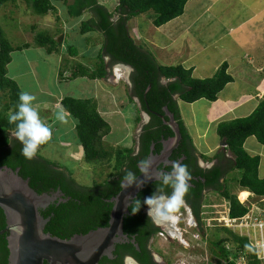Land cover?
I'll return each instance as SVG.
<instances>
[{
  "label": "trees",
  "instance_id": "trees-1",
  "mask_svg": "<svg viewBox=\"0 0 264 264\" xmlns=\"http://www.w3.org/2000/svg\"><path fill=\"white\" fill-rule=\"evenodd\" d=\"M17 0H0L1 8ZM34 10L37 15H48L56 11L55 2L63 3L67 7L70 18H80L86 12L92 13V18L83 22L80 34L100 33L104 40L101 51L97 56L95 67L89 68L83 64H77L71 71V77L66 76V71H61L62 79L87 78L92 81L104 79L108 72L106 58L111 64H121L134 69L132 78L134 93L130 96L141 101L143 111H155L164 113L167 108L175 115L184 137L193 145L185 124L181 118L178 101L194 104L202 99L215 102L225 87L233 82L228 74V64L224 63L209 79L200 80L193 77V70L186 69L182 65L162 66L155 56L147 50L145 45L137 44L132 37L129 27L130 22L142 15L153 13V26L160 28L169 22L181 17L190 0H119L115 13L110 12L98 0H23ZM118 15L117 19H114ZM39 47L46 48L49 54L58 53L62 43L56 37L48 33H38L35 38ZM25 45L21 49L28 48ZM20 49H15L6 38L0 27V150L7 148L12 142L10 134L15 131V123L10 124L8 114L14 112L19 103L21 93L17 83L8 77V65L12 62V54ZM71 56H78L75 47H69ZM66 76V77H65ZM165 79L168 83L162 84ZM149 86L151 90L147 93ZM61 107L69 116L76 120V139L84 150L86 162L93 163L106 160L111 157V152L102 146L103 138L110 133V125L100 114L98 105L93 99L81 100L74 97H65L61 101ZM152 124L146 129L159 126L162 121L153 116ZM220 139L227 143L226 150L233 155L234 168L241 173L238 185L241 191H248L257 198L264 196V180L259 177L260 159L252 157L244 148L246 140L256 137L259 143L264 145V99L257 109L247 118L220 123L217 127ZM150 138L159 137L158 132H149ZM150 139L144 140V151L147 154L150 149ZM46 144V143H45ZM45 144L41 146H45ZM14 148L0 155V167H7L14 171L19 169L23 179L30 180V187L38 194L48 193L52 189L64 194L67 203L54 205L48 212H42L44 218H51L46 227V233L60 239L69 240L76 235H87L100 228L109 225L113 205L110 200L117 196L122 188L120 182L127 171H124L126 163L137 169L139 160L132 158L133 150L121 149L113 154L115 159V174L92 187L81 186L73 178V174L66 168L45 159L41 155L26 158L21 153L22 147L14 144ZM131 171V170H130ZM225 173L215 170L213 178L209 179V186L230 203V216L238 218L244 216L248 209L240 203L238 196L234 195L220 185ZM117 177V178H116ZM228 185H226L227 187ZM255 199H253L254 201ZM202 199L195 207V215L200 220ZM182 210L184 208H181ZM137 218H142L141 211L136 213ZM136 222L130 220L126 232L137 233ZM135 226V227H132ZM7 227L6 217L0 209V232ZM159 231V230H158ZM9 233L0 236V264H9ZM211 252L227 260L233 257L235 260L241 252L249 253L251 264H259L256 253L245 239L233 234L226 228H217L209 239ZM229 264H235L234 261Z\"/></svg>",
  "mask_w": 264,
  "mask_h": 264
},
{
  "label": "rangeland",
  "instance_id": "rangeland-1",
  "mask_svg": "<svg viewBox=\"0 0 264 264\" xmlns=\"http://www.w3.org/2000/svg\"><path fill=\"white\" fill-rule=\"evenodd\" d=\"M69 2H73V0H69ZM98 2L110 12L115 13L119 0H98ZM55 6L56 11L50 12L45 16L37 15L31 6L23 0H17L14 3L9 2L1 8L0 27L12 46L15 49H20L13 54L14 62L8 67V74L9 77H15L14 81H16L21 92L26 91L36 97L33 103L41 119L44 122L47 118L53 120L52 136L45 146L38 148L36 154L66 168L73 174V178L79 185L92 187L95 183L103 182L114 176L115 159L113 154L121 149L133 148L134 138L149 119L141 111L142 108L139 101L134 100L135 98L133 97L134 101L131 102L132 69L130 68H115L116 77H108L105 81H92L87 78L62 79L59 77L62 70L66 71L67 76H70L72 69L77 64H83L93 69L98 62L97 56L93 51L102 47L104 38L100 33L80 34L82 23L87 22L88 18H92L89 12H86L80 18L72 19L68 15L66 5L55 2ZM117 17L118 15L114 19ZM133 21V29L139 31L134 33L135 30L132 29V37L136 39L137 44H143L151 53H156V51H153V49H156L150 44L152 35L156 38L159 36L156 31L150 34V29L154 28L152 23L153 13L139 16ZM43 32L55 36L57 41L64 36L60 51L61 58H64L62 62L59 63V57H48L45 50L36 49L39 48L35 41L36 35ZM25 45H29L28 48L30 49L22 51L23 49L21 48ZM71 46L76 48L78 56L73 57L69 54L67 49ZM22 57L23 59L27 58V60L37 62L38 68L34 73L32 71L33 75L31 72H27V63L20 62ZM53 60H56L57 68L53 66ZM162 83L167 84L168 82L162 79ZM50 91L51 97L49 96ZM65 97L95 100L100 114L110 125V133L103 138L102 143L104 149L111 152L110 158L99 162H86L84 150L77 144L76 120L71 116H67L62 108L55 109L54 103H57L55 99H63ZM177 101L179 103V97H177ZM180 107L183 117L189 119L192 111L191 104L180 102ZM47 110L51 112L48 113ZM60 112H63L65 122L57 119V114ZM204 122L205 119L199 115L197 124L199 129L205 127ZM214 127L209 132V140L207 139L213 145L218 142L214 135ZM190 130L192 131V136L197 139L195 128H190ZM14 133L15 131L11 134L13 139H16ZM197 142L200 141L198 140ZM226 153L229 154L228 152ZM211 160L213 159L208 157V162H211ZM231 160L232 165L226 177L227 189L237 196L239 193L249 196L248 191H241L238 185L241 173L234 168L233 159ZM225 201L228 202L220 193L214 191L207 194L206 199L203 201L200 217L202 216L214 226V228H210L211 231L207 234V239H212L213 231L218 228L215 226H218L219 221L224 217L221 213L224 211ZM174 216L175 219L168 222H171V230H174L176 234L171 232L170 236L174 240H182L179 245L182 250L185 249L183 251L187 256V261L183 263L199 264L201 262L207 264V260L211 258L210 243L206 246L202 240L194 239L193 236L200 234V228L197 226L192 213L187 208H184L176 212ZM157 237L161 239L159 244L162 247L159 248L165 250L168 244L167 236L164 239ZM189 243L196 247V249H193L194 252L190 248H185ZM198 244L200 246H197ZM177 264L182 263L178 262Z\"/></svg>",
  "mask_w": 264,
  "mask_h": 264
},
{
  "label": "crops",
  "instance_id": "crops-1",
  "mask_svg": "<svg viewBox=\"0 0 264 264\" xmlns=\"http://www.w3.org/2000/svg\"><path fill=\"white\" fill-rule=\"evenodd\" d=\"M133 26L132 20L129 24L131 34ZM133 30L134 33L139 32L137 29ZM153 31L159 36L150 37V44L156 49H153L156 53L152 54L162 66L182 65L193 70L194 78L205 80L212 78L224 63L228 64V74L233 78V82L219 94L217 101L202 99L191 104L189 119L182 115V101H179L178 105L181 118L199 153L212 159L218 153L226 154L234 160L233 155L220 146L222 140L217 134V127L223 122L249 117L264 99V0H190L181 17L160 28H151L150 34ZM61 48L58 53L53 54H49L46 48L36 49L45 50L48 57H59L60 63L64 59L60 56ZM100 51L101 47L93 53L98 56ZM13 54L8 67L14 62ZM20 62L27 63L28 73L37 71V62L23 57ZM52 63L57 68L56 60ZM50 93L51 91V97ZM55 101V109L62 108V99ZM66 115L69 116L67 113ZM199 115L205 119V127L202 129L197 126ZM52 122L49 118L45 120L50 128L54 126ZM213 126L214 135L218 139L215 145L207 141ZM190 128H195L197 139L192 136ZM198 140L200 142H197ZM244 148L250 156L260 159L259 177L264 180V145L259 143L256 137H250L246 140Z\"/></svg>",
  "mask_w": 264,
  "mask_h": 264
},
{
  "label": "water",
  "instance_id": "water-1",
  "mask_svg": "<svg viewBox=\"0 0 264 264\" xmlns=\"http://www.w3.org/2000/svg\"><path fill=\"white\" fill-rule=\"evenodd\" d=\"M63 40L64 36L58 42L62 43ZM150 89L151 86L147 93ZM165 111L169 117L166 124L175 133L174 142L177 144L181 138L180 125L174 115L168 113V109ZM221 147L227 148L225 140ZM168 151L171 153V149ZM169 153H162L160 159H152L157 160V163L147 173L142 172L130 186L110 200L113 209L108 227L87 235H76L69 240L46 233L51 218L46 219L41 214V210L50 205L65 204L69 199L59 194L40 195L30 187L29 179L20 176L19 169L14 171L0 167V209L7 222L0 236L9 233V264H99L103 257H110L114 247L128 239L124 233V221L130 214L127 205L131 204L146 184L154 181L160 160H166Z\"/></svg>",
  "mask_w": 264,
  "mask_h": 264
},
{
  "label": "flooded vegetation",
  "instance_id": "flooded-vegetation-1",
  "mask_svg": "<svg viewBox=\"0 0 264 264\" xmlns=\"http://www.w3.org/2000/svg\"><path fill=\"white\" fill-rule=\"evenodd\" d=\"M89 13L92 16V13L91 12ZM115 66H122L124 68L132 69V77H131L132 80L135 73L133 68L121 64H111V60L109 58H106V68L108 74L104 78L105 80L108 79V77L109 78L115 77L114 74ZM133 93H134V85L132 82L131 94L133 95ZM174 99L177 100L176 96L174 97ZM134 100L139 101V103L141 104V101L138 98L135 97ZM141 108H142L141 111L147 115L149 120L141 127L138 135L134 138L133 141L134 147L129 148V150H133L131 157L140 161L141 159H144L146 157H150L151 159L154 158L160 159L162 153L164 152L169 153L168 150L170 149H171V153H169L166 160L163 161L160 160V163L157 167L158 174L154 177V181L146 184L145 187L138 193V195L134 197V199L131 201V204L136 199H139L141 201L140 211L142 218H137L136 214H132L131 208L129 207L130 214L125 218L124 221V233L128 237V239L127 240L125 239L123 243L117 244L114 247L111 256L103 257L99 264H123L124 257L128 255L134 257L135 260L138 262V264H177L178 262L184 264L183 262L187 261L186 260L187 256L184 254L183 251L185 249L182 250V247H180L179 245L180 242H182V240L180 239L174 240V238H171L170 236L171 232L173 234H176L174 230L173 231L171 230L172 228L170 226L171 222H164L162 224L155 223L147 215L148 206L144 204V200L145 198L151 197L153 195L156 196L171 195L172 192L171 184L164 185L162 179L159 177V172L161 171L170 172L171 162L174 160H179L180 163L187 166V169L191 174V180L188 182L189 191L184 197L186 206L182 208H187L192 213L194 219L197 222V226L200 228V232L202 233V235L204 234L207 235L211 230L203 228V224L201 223V218L199 220L195 215L194 212L195 207L200 199L204 201L207 197V194L213 191L216 192L214 187L208 185L209 179L213 178V173L215 172L216 169L221 170L225 173V176L221 180L220 185H223L225 188H227L226 177L229 174L228 171L230 170V167L232 165V160L228 158L225 153H224L225 155H221L220 153H218L216 157L213 160H211V162H208V157L199 153L195 148L194 144L192 145L184 137L181 128H180L181 138L179 142L175 144L174 142L176 140L175 133L166 124L169 121V117L167 116V112L165 111V109L167 108L163 109L164 113L162 114L152 110L143 111L142 104H141ZM168 113L170 115H174L169 111ZM153 116L159 118L162 121L163 126L162 127L156 126L147 130L146 128L149 127L154 121ZM149 132H158L159 137H156V139H153L154 137L150 138V136L148 135ZM146 139H150L151 141L150 149L147 154L144 151V145H143L144 140ZM10 140L12 143L4 150H0V155L7 152L10 149L12 150L15 147L14 144H18L20 147H22L21 142L16 139H13L12 134H10ZM222 152H224V150H222ZM155 163H157V160H155ZM129 168L137 176V178L142 174V172L139 170V166H137V169H134L133 167H131V165L126 163L124 171H127ZM45 194L64 195L61 192L60 188H58V190L55 191L54 189H52L51 191ZM110 200H107V202L109 204H112ZM55 204L59 205L57 203H54L50 205L48 208L42 210V212L45 213L48 212L49 210H51V207L54 206ZM130 220H133L137 223L135 224L136 226H138V229H137V233L135 234L126 232V228L129 227V225L127 224L130 223ZM132 227L135 226L132 225ZM5 229L6 228H4L3 230ZM160 232H164V234L167 236L168 239L167 241L168 244L165 250L163 248L162 249L159 248L162 247L161 244H159L160 243L159 241L161 239H158L157 237ZM207 244H209V242ZM197 246H200V244H198ZM185 248H190V250L193 252H194L193 249H196V247H194L190 243L187 244Z\"/></svg>",
  "mask_w": 264,
  "mask_h": 264
},
{
  "label": "clouds",
  "instance_id": "clouds-1",
  "mask_svg": "<svg viewBox=\"0 0 264 264\" xmlns=\"http://www.w3.org/2000/svg\"><path fill=\"white\" fill-rule=\"evenodd\" d=\"M36 97L29 92H21L19 94V103L14 112L8 114L10 124L15 123V138L21 142V153L26 158H32L38 148L45 144L52 136L51 128L41 119L40 114L34 106ZM57 119L65 122L63 112L57 114ZM155 164L150 157L141 159L138 162L139 170L147 173L148 170ZM159 177L164 185L171 184L172 192L168 196H156L145 198L144 204L148 206L147 215L155 223L162 224L164 222L175 219L174 214L182 207L186 206L185 195L189 191V181L191 174L187 166L180 163L179 160L171 162L170 172H159ZM137 176L132 171H127L123 176L120 187L122 189L130 186ZM138 187L140 185H137ZM128 199H131L130 197ZM131 208V213L136 214L141 208V201L136 199L132 204L127 205ZM123 264H138L134 257L128 255L124 257Z\"/></svg>",
  "mask_w": 264,
  "mask_h": 264
},
{
  "label": "built area",
  "instance_id": "built-area-1",
  "mask_svg": "<svg viewBox=\"0 0 264 264\" xmlns=\"http://www.w3.org/2000/svg\"><path fill=\"white\" fill-rule=\"evenodd\" d=\"M253 199L255 200L253 201ZM240 203L248 209L244 216L232 218L230 216V203L225 201V204L228 206L225 205L224 211L221 213L224 217L219 221V225L215 227L226 228L233 234L245 239L251 249L255 251L259 264H264V196L257 198L250 193L248 199ZM201 223L205 229L214 228V226L208 223L202 216ZM199 233L202 235L201 232ZM200 234L193 236L194 239L202 240L207 246L209 242V239L206 237L207 235H202V237H200ZM158 236L162 239L166 237L164 232H160ZM207 261V264H229L232 261H234L235 264H251L248 252H240L236 260L231 257L229 261L222 260L211 252V258ZM199 264L203 263L200 262Z\"/></svg>",
  "mask_w": 264,
  "mask_h": 264
},
{
  "label": "bare ground",
  "instance_id": "bare-ground-1",
  "mask_svg": "<svg viewBox=\"0 0 264 264\" xmlns=\"http://www.w3.org/2000/svg\"><path fill=\"white\" fill-rule=\"evenodd\" d=\"M249 196H246V194L239 193L238 198L241 202H245L248 199Z\"/></svg>",
  "mask_w": 264,
  "mask_h": 264
}]
</instances>
